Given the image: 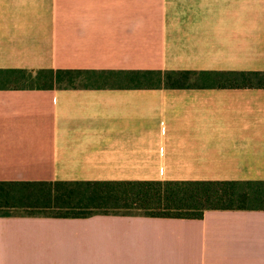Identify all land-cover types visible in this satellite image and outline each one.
<instances>
[{"label": "crops", "instance_id": "1", "mask_svg": "<svg viewBox=\"0 0 264 264\" xmlns=\"http://www.w3.org/2000/svg\"><path fill=\"white\" fill-rule=\"evenodd\" d=\"M231 71H264V0H0V181L264 180V87ZM0 264H264V210L0 216Z\"/></svg>", "mask_w": 264, "mask_h": 264}, {"label": "trees", "instance_id": "2", "mask_svg": "<svg viewBox=\"0 0 264 264\" xmlns=\"http://www.w3.org/2000/svg\"><path fill=\"white\" fill-rule=\"evenodd\" d=\"M83 71L37 70L29 87L51 89ZM184 82L195 72H159ZM235 87H264V71L209 72ZM21 77V74L19 75ZM226 84V83H224ZM264 210V180L224 181H0V216L88 218L132 215L201 219L207 210Z\"/></svg>", "mask_w": 264, "mask_h": 264}]
</instances>
